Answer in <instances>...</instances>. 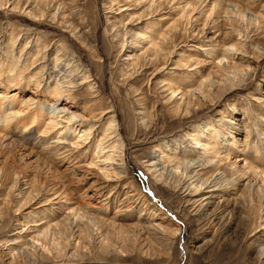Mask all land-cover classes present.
Here are the masks:
<instances>
[{
	"label": "rangeland",
	"instance_id": "1",
	"mask_svg": "<svg viewBox=\"0 0 264 264\" xmlns=\"http://www.w3.org/2000/svg\"><path fill=\"white\" fill-rule=\"evenodd\" d=\"M39 2L0 5V115L9 119L0 131L37 136L45 126L32 125L28 112L63 107L58 115H74L69 140H81L83 157L45 161L26 143L11 157L0 147V264H264V0H41L49 4L42 17ZM235 5L260 24L224 14ZM176 23V38L159 40ZM44 40L45 58L35 62ZM236 43L229 61L237 70L225 74L219 59ZM68 63L77 81L68 99H54L48 88ZM205 78L213 84L203 96L181 97ZM111 116L116 137L105 145L114 160L106 167L96 146ZM55 136L46 135L51 143ZM189 159L199 162L194 178L182 167ZM112 168L122 178L107 180ZM61 194L70 201L54 199ZM73 203L94 222L75 215L70 228ZM138 222L159 223L168 244Z\"/></svg>",
	"mask_w": 264,
	"mask_h": 264
},
{
	"label": "bare ground",
	"instance_id": "2",
	"mask_svg": "<svg viewBox=\"0 0 264 264\" xmlns=\"http://www.w3.org/2000/svg\"><path fill=\"white\" fill-rule=\"evenodd\" d=\"M2 2H3V0H0V5L2 4ZM213 3H212V8L209 11L208 17H210L212 15L213 10L217 6L216 4H213ZM39 4L45 6V8H43L41 5L40 6L42 8L38 6L39 7L38 8V11H39V13H40V15L42 17L44 15V13H45L46 7H48V9H49V4L48 3H43V2H41V0H40ZM151 7H152V4L147 8V11H150L151 10ZM233 9H234V11H233ZM233 9L230 8L229 10H227V12L225 11L224 14H228V16H229V14L234 15V16L238 17L237 20L238 19L239 20L241 19L243 22L246 21L247 24L252 25V26H253V24H256V25H259L260 24V22H258V17L252 16L251 14L247 15L246 13H243L236 5L233 6ZM56 13H54V16H56ZM225 16H227V15H225ZM160 18H159V20L160 21H163V19H160ZM181 18L182 17H180V19ZM187 18H189V17H187ZM53 19L54 18H52V20ZM172 25H171V29H169V30L167 29L166 33H162V34L160 33L158 35V37L160 36L159 37V40L165 41L166 38H167V36L169 34L173 38H176L177 23L176 24H172ZM167 33H168V35H167ZM157 39L158 38H150L149 39L150 40L149 41L150 42V45L152 46L153 49L159 48V46H158V42L159 41ZM44 42H45V40L43 41V43H42V41L41 42L40 41H37L36 42L37 44H36V53H35L36 54V57H35V62L38 61V58H43V59L45 58V52H46L47 46H46V44ZM137 43L138 42L132 43V45L133 44H137ZM236 45H237V43L236 44H231V45L227 46L226 47V50L224 51V53L222 54L221 58L219 59V63H220L219 68L221 70H223L225 72V74H229L231 72L232 73L233 72L235 73V71L237 70L234 67L235 65L234 64H230L231 62L229 61V60L232 59V56L235 54V52L237 50H239V48H237ZM25 48L27 49L28 48V45H26ZM55 59H56V61L59 60L58 55H55ZM222 60H225L226 61L225 62L226 64L225 63H222V65H221ZM69 66H66L67 69H65V70L62 69L61 71H58V73H57L58 76L60 77V79H62L61 84L59 85V81H58L59 80V77H55V85H54V87L48 88V90L51 91V94L53 95V97H55L54 99L61 98L63 96H67L66 98L68 99L71 96V92L70 91H71L72 88H74L75 81H77V79L75 77L76 74L74 75V72H75L74 69L75 68L73 70H71L72 65L69 64ZM43 70H44V67H40L39 70H38L39 72H38V75L36 76L37 77V81H36V84H35L37 88H39V86H40V84L42 82L43 75H44V71ZM141 73H140V75H142ZM87 78L88 77H86V76H83L82 77V81H83L82 84H86V81L85 80ZM204 80H205V82H203L201 80L200 82H198V85L196 86V88L189 89L181 97H183L184 95H189L191 97H194L195 95L203 96L205 94V90L208 89L209 87H212V84H213L211 81H208V78L207 79L205 78ZM63 84L65 85V87L63 86ZM159 90H162V92H167L168 90L170 91L171 89H170V87H167L166 88V86L163 85V86L159 87ZM175 93H176L175 90L171 91V93L168 95V97H169L168 99L169 100H172V97H173V95ZM66 103H68V102H66ZM24 108H26V106ZM57 110H58L57 107H55L54 110L46 113L42 109L35 110V108H34L30 112H28L29 114L31 113L33 115L30 122H32L31 123L32 125L35 124V123H43V125L45 126L44 131L41 132V134H39L37 136L34 133H31L29 131L31 129H26V130L23 129V131L21 133H19V135H17V133H16L17 130H16V132L14 134H11L9 136L7 134H3L0 131V147L3 148L6 151L7 155H9V156L12 157L15 154V148H16L17 144L18 143L19 144L21 143V144H24L25 145V143H26L31 148L39 149V151L42 154H44V156H46V158L44 159L45 161H48L47 158L50 157L52 160L53 159L54 160L61 159L60 161L66 162V161L72 159L73 161H78L80 163L81 161H79L80 158H78V157H83V154H78L77 155V153H79V151L77 152L76 150H78L81 147L79 144H77L81 140L78 139L74 143H72V141L69 140V137H70L69 135L71 133L69 131H71L74 128V126H75V121H73L74 120V115L71 116V117H69V116L68 117H65L64 115L63 116L62 115L59 116L58 114H60L61 112H64L65 109L62 107L60 109L62 111H57ZM28 111H29V109H28ZM183 111H184L185 116H187L186 118H188V116H189V110L188 109H184ZM55 112H57V115L54 116L53 114H55ZM107 112L108 113L109 112H113V110H111V111L110 110L109 111H105V114ZM22 113L25 114L26 111H23ZM20 114L21 113L14 114V117H16V116H18ZM60 118H62V121L61 120H58ZM109 119L110 120L106 123L105 130L103 131V134H102L101 138L98 140V143H97V146H96V148H97L96 154L97 153H98L97 155L101 154V157H104L103 161L105 160L104 162H106V167L113 165L112 161L114 160L113 159L114 158L113 157V154H114L113 153L114 146H110L111 144H109V145H105V144L108 142L107 140H111V139L113 140L116 137L115 136L116 133H115V129H114L115 128V126H114V116H111ZM0 120L3 123H8L9 124V119L7 117H5V115L4 116L0 115ZM21 121L23 122V120H21ZM73 130H77V128H74ZM90 130H91L90 128L89 129H86V130H83L82 131V135L80 136V138L81 137H84V136L88 138L90 136ZM27 132H29V133H27ZM38 133H40V132H38ZM52 133L56 135L55 136L56 137V140L51 143V142H49V139L46 137V135L52 134ZM75 145H76V147H74ZM86 148L89 149L91 147H89V148L86 147ZM206 148H207L208 151H210L213 154V151L212 150H214V148H215L214 145H208V146H206ZM94 158L95 157L92 156V159H94ZM186 159H188V158H186ZM211 161H212V157L208 158V160H206V163L205 164H209V163H211ZM188 162H189L188 164L183 165L182 167L184 168V172H186V174H188V177L194 178V177L197 176V174H195V176L192 177V174L194 173V172H192V168L196 164L199 165V162H198V160H194V159H189ZM203 164H204V162H201L200 163V166H202ZM106 167H104L103 169H100V170L101 171L107 170L108 168L106 169ZM153 167L155 169L157 167V163H154ZM175 169L177 170L178 167H176ZM106 172H108V173L105 174V177L107 178V180L114 179L115 181H117V180H119L118 177H121V176H119L118 174L115 173V171H114L113 168H112V170H109V171H106ZM170 173H171V171H170ZM170 173H168V174H170ZM260 176L262 177V180H264V170H262L260 172ZM104 181H105V179H104ZM195 181H197V179ZM223 181L220 180V182H219L221 187L224 186L223 183H225V181L224 182ZM198 182H199V180H198ZM17 183H18V181L15 182V184H17ZM248 188L251 189V186H249ZM42 189H43V187L40 189L41 192H42ZM39 194H40V192H38L37 197L39 196ZM60 196H62L63 199L70 201L68 199L67 194L57 195V196L54 197V199H58ZM34 199H35V197H32V195H28L27 196V200H29L28 201L29 203L32 200H34ZM73 205H74V207H72L70 209L71 212L73 213V215H71V222L69 224V227L72 226L75 223V221L73 220V218L74 217H77V216H80L81 218H83L84 216L86 218L88 217V219H90L89 221L94 222L93 219L89 218V215L86 214L87 212H85V208L86 207H84V204L82 205L81 203H77V204L73 203ZM120 211H121L120 209L118 211H116V213L114 214V216L118 215L120 213ZM75 215H77V216H75ZM139 221H140V219H139ZM34 226H36V225H34ZM137 227L139 228V230L144 235H147L151 240L158 241V242H162V243H165L166 242L168 244V240L166 239V237L168 236V233H167V231L159 223L157 224V223H151V222H149L148 224H141L140 222H138L137 223ZM47 232H48V228L41 234V236L44 237V239H45V235L47 234ZM176 232H177L176 230L173 231V233H172L173 235L171 237H174L176 235ZM12 241H15V240H12ZM53 249H54L55 253L57 254L58 253L57 247L56 246H53ZM261 255H263V253H261ZM22 256H23V259L26 258V260H29V258H30L29 255L24 254L23 251H22Z\"/></svg>",
	"mask_w": 264,
	"mask_h": 264
}]
</instances>
